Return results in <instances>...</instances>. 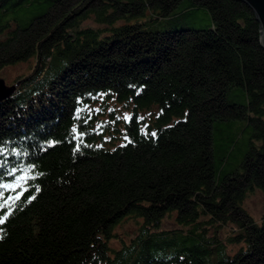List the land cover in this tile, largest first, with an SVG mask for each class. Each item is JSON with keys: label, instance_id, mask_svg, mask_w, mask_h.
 Returning <instances> with one entry per match:
<instances>
[{"label": "trees", "instance_id": "trees-1", "mask_svg": "<svg viewBox=\"0 0 264 264\" xmlns=\"http://www.w3.org/2000/svg\"><path fill=\"white\" fill-rule=\"evenodd\" d=\"M26 61L0 101V184L23 176L0 205L24 193L0 209V264H264V214L242 206L264 194V49L246 5L0 0V69Z\"/></svg>", "mask_w": 264, "mask_h": 264}, {"label": "rangeland", "instance_id": "rangeland-1", "mask_svg": "<svg viewBox=\"0 0 264 264\" xmlns=\"http://www.w3.org/2000/svg\"><path fill=\"white\" fill-rule=\"evenodd\" d=\"M186 21L187 22H185V25H187L189 27H193V28H200V27H204L205 25H207L209 23V18L206 16V17H204V20H201V21L193 22V21H190V19H188ZM165 28H167V25L159 27V29H161V30L165 29ZM30 63H31V61H26V62L8 65V66L0 69V77L2 79H4L5 83L9 86L13 85L17 82L19 85L18 79L21 75H23L24 73L27 72V69H28V66ZM117 64H118V60H117ZM18 85H17V87H18ZM227 98L231 101L235 100V101H238L241 103H243L245 101L243 92L237 88H234V89L228 91L227 92ZM217 144H219V143L216 142V145ZM244 148H245V139L244 140L241 139L238 143L237 148L235 149V152L233 153L232 159H230V161L232 163L231 166L229 167L230 170H232L235 167V165L239 162V160L241 159ZM223 151L224 150H222V149H221V151L218 148L216 149V155H215L216 160L219 159V155L223 154ZM22 178H23V176L18 177L12 185L15 186L17 183L19 184L21 182ZM242 206H243V209L256 222H259L260 215L264 214V194L259 192V191H256L253 194L248 195L244 199ZM165 225L167 227L175 226L172 219L166 220ZM227 227H232V225L229 224ZM134 229H135L134 222L132 221V219L127 218L125 222L116 226V228L114 229V232L124 236L125 232L131 233V232H133ZM110 245L116 246V242L113 240V242H111Z\"/></svg>", "mask_w": 264, "mask_h": 264}, {"label": "water", "instance_id": "water-1", "mask_svg": "<svg viewBox=\"0 0 264 264\" xmlns=\"http://www.w3.org/2000/svg\"><path fill=\"white\" fill-rule=\"evenodd\" d=\"M246 5L253 13L255 20L259 24L260 44L264 49V0H239ZM18 82L13 85H7L0 77V101L10 97L16 90Z\"/></svg>", "mask_w": 264, "mask_h": 264}, {"label": "snow or ice", "instance_id": "snow-or-ice-1", "mask_svg": "<svg viewBox=\"0 0 264 264\" xmlns=\"http://www.w3.org/2000/svg\"><path fill=\"white\" fill-rule=\"evenodd\" d=\"M126 120H128V117H125ZM75 131V130H74ZM154 136L155 133H152ZM19 187V184L17 183L15 186L12 184H0V189H5V190H12L15 191L16 188ZM24 195L23 191L19 192L15 197H6L5 198V205H0V209L4 208L7 205L8 200H12L13 202H18L20 201L21 197ZM8 217L7 215H3V218L0 219V224L4 223V220H6Z\"/></svg>", "mask_w": 264, "mask_h": 264}]
</instances>
